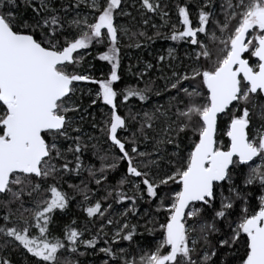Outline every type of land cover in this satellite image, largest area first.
Returning <instances> with one entry per match:
<instances>
[{
    "label": "snow or ice",
    "instance_id": "6c2138e0",
    "mask_svg": "<svg viewBox=\"0 0 264 264\" xmlns=\"http://www.w3.org/2000/svg\"><path fill=\"white\" fill-rule=\"evenodd\" d=\"M0 264H264V0H0Z\"/></svg>",
    "mask_w": 264,
    "mask_h": 264
},
{
    "label": "trees",
    "instance_id": "16d2710c",
    "mask_svg": "<svg viewBox=\"0 0 264 264\" xmlns=\"http://www.w3.org/2000/svg\"><path fill=\"white\" fill-rule=\"evenodd\" d=\"M174 45H175V42L173 41L160 39V40H157L156 43L149 45V47L144 50L129 49L127 50L128 55L123 59L122 64L125 68L129 63L135 64L138 62L137 57H139V62L141 63L146 62V61H151L155 63V59H154L155 56L160 55V54L166 55L167 48L170 46H174ZM180 54L181 56L183 55V46H181ZM96 64L98 67L103 65L104 70L105 71L107 70L108 66L106 65V62L96 61ZM157 84L162 86L161 81H157ZM222 127H223V124H221V128ZM223 139L225 140V142H227L226 137H223ZM71 215L82 219V213H80L79 210L75 208V205H73V210H72ZM57 219L60 221V223H66L69 217L61 216L58 214ZM149 240H151V237H149Z\"/></svg>",
    "mask_w": 264,
    "mask_h": 264
}]
</instances>
